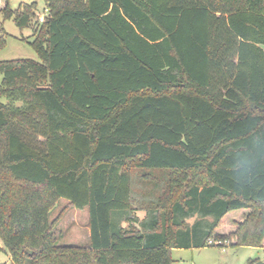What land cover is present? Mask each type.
Segmentation results:
<instances>
[{
    "label": "trees",
    "instance_id": "16d2710c",
    "mask_svg": "<svg viewBox=\"0 0 264 264\" xmlns=\"http://www.w3.org/2000/svg\"><path fill=\"white\" fill-rule=\"evenodd\" d=\"M0 1L39 57L0 61L13 264H173L172 249L211 238L264 246V0H45L44 21L36 2ZM61 198L88 209V245L58 244Z\"/></svg>",
    "mask_w": 264,
    "mask_h": 264
},
{
    "label": "rangeland",
    "instance_id": "374dc122",
    "mask_svg": "<svg viewBox=\"0 0 264 264\" xmlns=\"http://www.w3.org/2000/svg\"><path fill=\"white\" fill-rule=\"evenodd\" d=\"M37 3L36 13L38 19L47 17V4L45 0H10L13 10L20 7L22 3ZM4 4V2H3ZM0 5H2L0 1ZM41 21V20H40ZM6 31L7 45L0 51V61L17 58L39 59L34 48L27 39H32V27H19L14 19H5L0 10V31ZM6 101V98L2 99ZM241 210L229 212L218 227L220 231H228L231 227L228 222L230 218H237ZM140 219L145 217V211H137ZM242 217L240 216L239 219ZM51 219H57L55 234L58 244L85 246L90 241L89 212L88 209L80 210L72 206L66 198H61L53 207ZM196 218L189 219L192 224ZM230 223V222H229ZM127 225V223H125ZM229 244L214 245L202 248H174L172 249L173 264H264V246H232ZM0 248L3 242L0 239ZM0 264H13L11 254L0 249Z\"/></svg>",
    "mask_w": 264,
    "mask_h": 264
},
{
    "label": "built area",
    "instance_id": "2783aa9c",
    "mask_svg": "<svg viewBox=\"0 0 264 264\" xmlns=\"http://www.w3.org/2000/svg\"><path fill=\"white\" fill-rule=\"evenodd\" d=\"M40 20L44 21V17L41 16ZM208 243L212 244V245H226V244H229V241L228 240L222 241V240H217V239L211 238V239L208 240Z\"/></svg>",
    "mask_w": 264,
    "mask_h": 264
},
{
    "label": "crops",
    "instance_id": "0c3cea01",
    "mask_svg": "<svg viewBox=\"0 0 264 264\" xmlns=\"http://www.w3.org/2000/svg\"><path fill=\"white\" fill-rule=\"evenodd\" d=\"M3 247H4V245H3Z\"/></svg>",
    "mask_w": 264,
    "mask_h": 264
}]
</instances>
